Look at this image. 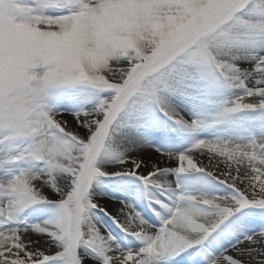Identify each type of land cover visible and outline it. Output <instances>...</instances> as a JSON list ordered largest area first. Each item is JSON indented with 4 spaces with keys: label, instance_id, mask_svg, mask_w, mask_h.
Returning <instances> with one entry per match:
<instances>
[{
    "label": "snow or ice",
    "instance_id": "1",
    "mask_svg": "<svg viewBox=\"0 0 264 264\" xmlns=\"http://www.w3.org/2000/svg\"><path fill=\"white\" fill-rule=\"evenodd\" d=\"M0 264H264V0H0Z\"/></svg>",
    "mask_w": 264,
    "mask_h": 264
}]
</instances>
